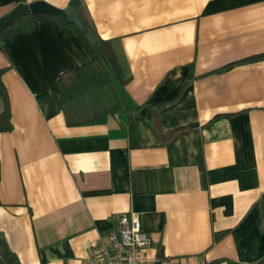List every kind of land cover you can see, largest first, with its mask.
Here are the masks:
<instances>
[{
  "label": "crops",
  "instance_id": "obj_1",
  "mask_svg": "<svg viewBox=\"0 0 264 264\" xmlns=\"http://www.w3.org/2000/svg\"><path fill=\"white\" fill-rule=\"evenodd\" d=\"M20 1L33 0H0V17ZM82 5L111 39L130 107L67 121L57 80L91 59L69 25L38 16L1 38L13 128L0 131V231L11 249L22 264H83L133 212L152 236L146 264H264V58L241 61L264 52V0Z\"/></svg>",
  "mask_w": 264,
  "mask_h": 264
},
{
  "label": "trees",
  "instance_id": "obj_2",
  "mask_svg": "<svg viewBox=\"0 0 264 264\" xmlns=\"http://www.w3.org/2000/svg\"><path fill=\"white\" fill-rule=\"evenodd\" d=\"M80 13L89 28L93 30L84 15L82 0L80 4ZM38 16L52 17L61 22V24L69 25L83 39L91 52V59L88 62L78 67L65 70L57 80L65 115L69 123L94 121L108 112L129 106L119 95L110 71L111 67L115 73L121 75L122 80H126V78L122 76V69L113 50L111 39L101 37L94 30L93 32L97 38L95 44H93L74 23L67 21L65 18L50 14L29 13L18 18L11 25L3 29L0 32V40L2 37L11 35L19 30H32ZM0 47L4 49L1 43ZM259 58H264V52L250 56L241 61ZM230 66L231 64L227 65V67ZM5 69V67H0V131L13 128L9 93L3 80ZM141 107L142 106L139 105L137 109ZM157 249L158 255L163 256L164 249L162 244L157 243ZM0 264H22L18 255L11 249L1 231Z\"/></svg>",
  "mask_w": 264,
  "mask_h": 264
},
{
  "label": "built area",
  "instance_id": "obj_3",
  "mask_svg": "<svg viewBox=\"0 0 264 264\" xmlns=\"http://www.w3.org/2000/svg\"><path fill=\"white\" fill-rule=\"evenodd\" d=\"M152 244L137 214H118L117 224L101 233L92 243L83 264H146L145 250Z\"/></svg>",
  "mask_w": 264,
  "mask_h": 264
},
{
  "label": "water",
  "instance_id": "obj_4",
  "mask_svg": "<svg viewBox=\"0 0 264 264\" xmlns=\"http://www.w3.org/2000/svg\"><path fill=\"white\" fill-rule=\"evenodd\" d=\"M81 0H70L65 7L57 6L46 0H33L31 2H18L10 12L0 17V32L11 25L18 18L29 14H50L65 18L74 23L85 36L95 44L97 38L91 28L87 25L80 13Z\"/></svg>",
  "mask_w": 264,
  "mask_h": 264
},
{
  "label": "rangeland",
  "instance_id": "obj_5",
  "mask_svg": "<svg viewBox=\"0 0 264 264\" xmlns=\"http://www.w3.org/2000/svg\"><path fill=\"white\" fill-rule=\"evenodd\" d=\"M0 107H1V103H0Z\"/></svg>",
  "mask_w": 264,
  "mask_h": 264
}]
</instances>
